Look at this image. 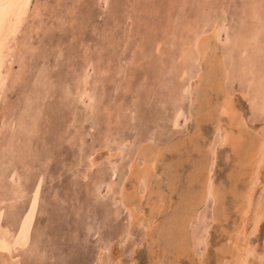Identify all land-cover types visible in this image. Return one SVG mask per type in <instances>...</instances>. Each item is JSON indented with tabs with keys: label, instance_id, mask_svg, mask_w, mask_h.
Wrapping results in <instances>:
<instances>
[{
	"label": "rangeland",
	"instance_id": "1",
	"mask_svg": "<svg viewBox=\"0 0 264 264\" xmlns=\"http://www.w3.org/2000/svg\"><path fill=\"white\" fill-rule=\"evenodd\" d=\"M26 17L0 91L15 264H264V1L33 0Z\"/></svg>",
	"mask_w": 264,
	"mask_h": 264
},
{
	"label": "bare ground",
	"instance_id": "2",
	"mask_svg": "<svg viewBox=\"0 0 264 264\" xmlns=\"http://www.w3.org/2000/svg\"><path fill=\"white\" fill-rule=\"evenodd\" d=\"M32 1L33 0H0V91H2L3 89L2 88H4L5 89V87H4V84H5V75H4V66H5V64H8V63H6V61H7V57L9 56H12V54H11V52L13 51V49L11 50V48H10V46L11 45H9V41H13V40H10V38L11 37H13L14 35H17L18 34V32L20 31V28H21V26L23 25V23H24V21H25V17H26V15L28 14V11L30 10V6H31V4H32ZM264 1V0H263ZM121 9V8H120ZM119 10V9H118ZM257 10V9H256ZM121 16V15H120ZM223 17H225V16H223ZM27 18V17H26ZM223 19V18H222ZM222 26V25H221ZM220 25L218 26L217 25V27L216 28H214V30H213V32L211 33V36H212V43L210 42V38H209V36L208 37H202V35L203 36H205L204 34L205 33H202V35L198 38V39H196L197 41H196V47H198V49H200V52H201V54H200V56H201V61L203 62V63H205V61H206V58L207 57H209V55H210V53H211V51H212V48L214 47V45H215V41H216V38H218V33H219V31H220ZM209 35V34H208ZM207 36V35H206ZM11 44V43H10ZM216 46V45H215ZM14 47V46H13ZM217 50V49H216ZM37 51V50H36ZM14 53V52H13ZM246 52H243V56H244V54H245ZM137 60V59H136ZM207 61H208V59H207ZM222 65V64H221ZM6 67V66H5ZM203 67V66H202ZM6 70H9L8 69V67H7V69ZM205 70V69H204ZM8 71H6V73H7ZM10 72V71H9ZM223 72V71H222ZM209 73V72H208ZM254 73V72H253ZM9 74V73H8ZM228 74V71L227 70H225V75H224V77L226 76ZM9 76V75H8ZM227 78V76L225 77V79ZM264 78V77H263ZM223 79V78H222ZM225 79H224V81H225ZM227 79H229V76H228V78ZM6 80H8V79H6ZM6 85V84H5ZM195 87V86H194ZM193 87V88H194ZM197 87V86H196ZM262 91V90H261ZM260 90H259V92H261ZM258 91H257V93H259ZM193 93V92H192ZM233 93L234 92H230V91H226V90H224L223 91V95H225L224 96V101L221 103V105H222V109H223V111L227 114V115H229V117H230V120L229 121H231V123L232 124H238V122H239V117H237L236 116V108L234 107L235 105H233V103H234V95H233ZM263 93V92H262ZM262 93H260L261 95H262ZM259 94V95H260ZM257 95V94H256ZM263 96V95H262ZM261 101V100H260ZM264 102V101H263ZM261 103H262V101H261ZM259 104H260V102H259ZM220 105V106H221ZM264 105V104H263ZM260 106V105H259ZM258 106V107H259ZM261 107V106H260ZM264 109V108H263ZM23 115H25L24 113H23ZM178 117H179V114H178V116H177V118H176V124L178 123ZM225 121V120H224ZM228 122V121H227ZM244 122V121H243ZM227 127V126H226ZM231 127V126H230ZM219 128H221V126L219 127ZM223 129V128H222ZM239 129V128H238ZM245 130V129H244ZM222 132V131H221ZM235 132V131H234ZM244 132V131H243ZM216 133V132H215ZM241 134V133H240ZM239 134V135H240ZM236 135V133H230V132H225L224 133V135H223V138H222V142H221V145H224V144H231V148H233L234 150L238 147V145L239 144H241L240 142H239V138L237 137V136H235ZM256 135V134H255ZM258 136V135H257ZM263 139V141H261L262 142V145H261V147L259 148V150L258 151H263V153H264V138H262ZM261 140V139H260ZM253 142V141H252ZM259 142V141H258ZM252 144V143H251ZM256 144V143H255ZM260 144V143H259ZM220 146V145H219ZM228 146H230V145H228ZM241 146V145H240ZM253 146V145H252ZM258 146V145H257ZM256 147V146H255ZM257 149V148H256ZM251 151H253L252 149H250ZM249 152V151H248ZM254 152V151H253ZM257 152V151H256ZM250 153V152H249ZM255 153V152H254ZM254 153H252V154H250L249 156H250V161L249 162H256L255 161V154ZM258 155V154H257ZM261 154H259V156H260ZM262 157L264 158V155L262 154ZM247 159H249V158H247ZM149 160V159H148ZM203 160V159H202ZM263 160V159H262ZM150 161V160H149ZM257 161H259L257 164H256V166L254 167V172L255 173H258V170H259V164L261 163V158L259 157L258 158V160ZM150 163V162H149ZM149 163H147L146 165H145V167L140 171L141 173H143V174H145V175H143V176H145V177H147V175H148V173H149V171H150V164ZM262 164V163H261ZM138 165V164H137ZM254 165V164H253ZM136 168H138V167H136ZM201 169V168H200ZM207 170V169H206ZM238 170V169H237ZM246 170V169H245ZM137 172H139V170L137 171ZM206 172V171H205ZM208 172L210 173L211 172V170L210 169H208ZM234 172V171H233ZM134 175H137L136 174V172L135 171H133L132 172ZM141 176V175H140ZM210 176V175H209ZM142 177V176H141ZM238 177V176H237ZM143 178V177H142ZM146 179V178H145ZM208 179H211V176L208 178ZM257 179V178H256ZM258 180V179H257ZM255 183V182H254ZM212 184V183H211ZM255 184H257V183H255ZM214 185V184H213ZM212 185V187H214ZM208 186V185H207ZM252 187V186H251ZM213 189H216V187L215 188H213ZM126 190V189H125ZM206 190V189H205ZM212 190V189H211ZM254 190V189H253ZM8 191V190H7ZM211 192H213V191H211ZM210 192V193H211ZM200 193V192H199ZM213 193H215V192H213ZM249 193V192H248ZM248 193L246 194V195H248ZM250 193L252 194V191H250ZM238 194V193H237ZM213 195V194H212ZM215 196V195H214ZM123 197H125V198H128V192H124V194H123ZM252 197V196H251ZM196 198V197H195ZM242 198H243V196H242ZM248 198H249V196H248ZM124 199V198H123ZM218 199V198H217ZM216 199V200H217ZM205 200V199H204ZM247 199H245V201H246ZM127 201V200H126ZM199 201V200H198ZM248 202H249V200H248ZM132 204V203H131ZM247 204H249V203H247ZM243 205V204H242ZM241 205V206H242ZM251 205V204H250ZM261 205V204H260ZM259 205V206H260ZM252 206V205H251ZM244 207V206H243ZM258 207V206H257ZM247 208V209H246ZM243 209V208H242ZM248 210V207H244V212L246 213L247 211L246 210ZM257 210V209H256ZM260 210V209H259ZM256 211L257 213V218H256V226L258 225V223L261 221V219L264 217V208L262 207V209L260 210V211ZM242 211V210H241ZM33 212H34V207H32V211L30 212V214H29V216L28 217H26L27 219H26V221H25V223H24V225L22 226L23 228H22V232H21V242H22V244H25V245H27V243H28V241H29V237H30V232H31V226L33 225L32 223H33ZM0 215H1V213H0ZM131 215V214H130ZM247 215V214H246ZM35 217V216H34ZM1 222V221H0ZM186 224V223H185ZM244 224V223H243ZM242 228H243V226H242ZM2 229V228H1ZM256 232V231H255ZM254 233V232H253ZM15 236V235H14ZM17 238V237H16ZM241 238V237H240ZM15 240V239H14ZM235 240H237V239H235ZM239 242V241H238ZM237 242V243H238ZM240 243V242H239ZM10 248H11V245H10V241H9V239H8V237H7V235H6V233H1V230H0V264H15V261H13L10 257H9V255H8V251L10 250ZM237 248V247H236ZM235 248V249H236ZM246 249V248H245ZM239 250V249H238ZM254 249H248V247H247V256L246 257H248L249 256V254L253 251ZM232 251V250H231ZM234 252H236V251H234ZM240 252V251H239ZM238 254V253H237ZM238 255H240V254H238ZM235 256H236V254H235ZM235 256H234V258H235ZM241 256H242V254H241ZM243 257V256H242ZM245 257V256H244ZM245 257V258H246ZM238 258H239V256H238ZM235 259H237V257L235 258ZM238 260V259H237ZM245 260V259H244ZM236 261V260H235ZM241 260H239V262H240ZM239 262H237V264H241V263H239ZM242 262V261H241ZM245 263L247 262V261H244ZM231 264V263H230ZM243 264V263H242Z\"/></svg>",
	"mask_w": 264,
	"mask_h": 264
}]
</instances>
